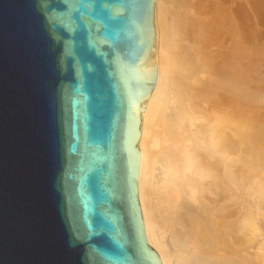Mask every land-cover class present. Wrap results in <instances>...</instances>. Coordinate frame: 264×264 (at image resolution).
<instances>
[{"label":"water","instance_id":"95a60500","mask_svg":"<svg viewBox=\"0 0 264 264\" xmlns=\"http://www.w3.org/2000/svg\"><path fill=\"white\" fill-rule=\"evenodd\" d=\"M153 0H0V264H158L136 193Z\"/></svg>","mask_w":264,"mask_h":264},{"label":"bare ground","instance_id":"6f19581e","mask_svg":"<svg viewBox=\"0 0 264 264\" xmlns=\"http://www.w3.org/2000/svg\"><path fill=\"white\" fill-rule=\"evenodd\" d=\"M210 1L212 17L208 0H153L134 144L142 229L158 264H264V93L234 62L247 41L232 34L258 2Z\"/></svg>","mask_w":264,"mask_h":264},{"label":"rangeland","instance_id":"374dc122","mask_svg":"<svg viewBox=\"0 0 264 264\" xmlns=\"http://www.w3.org/2000/svg\"><path fill=\"white\" fill-rule=\"evenodd\" d=\"M206 2H207V0H205ZM249 1V0H248ZM247 0L245 1V0H243V3L244 2H248ZM250 1H252V0H250ZM249 1V2H250ZM264 1V0H263ZM263 1H258V0H255L254 1V3H253V1H252V3H251V5H255L257 2V4L258 5H260V6H262L263 8H261V7H259L258 5H255V6H253V8H254V10H253V8H251V10H253V12H256V13H254L255 14V16H254V14H253V17H252V19H251V17H249L250 18V21L248 20L249 18H248V15H250V14H252V11L250 10V8L248 9V12L247 11H245L246 10V8H248V6H249V4H247L246 5V7H244L243 9H244V11H245V18L249 21V22H252V23H250V25L248 26L247 24L249 23L246 19H244V24L245 23H247L246 24V26L244 27V28H242V29H240V27H242V26H240V27H236V29H233V32H232V34H234V35H239V36H242L243 35V37L245 36V41H247V43H245L246 45H245V55H244V57H242V58H237V59H234V62L236 63V65H247L248 66V81H249V85H251V86H249L251 89H253V90H259V92L260 93H264V5H261V4H264V3H262ZM208 2L209 3H207L209 6H207V4L204 6V4L205 3H203V4H201V6L203 7V10H205V8L204 7H208V8H206L207 9V11H208V9H209V11L210 10H212V12L209 14V12L207 13V14H209V16L207 15V14H205L206 12L205 11H201L202 12V14L200 15L201 17L202 16H204L205 15V17L204 18H207V17H212L213 16V8H212V3H211V1L210 0H208ZM256 2V3H255ZM260 3V4H259ZM244 5H245V3H244ZM251 5L249 6V7H251ZM201 6H199V7H201ZM210 6H211V8H210ZM256 7V8H255ZM257 9V10H256ZM250 10V11H249ZM256 10V11H255ZM257 11H259V13L257 12ZM205 12V13H204ZM249 12H251V13H249ZM262 13V14H261ZM204 14V15H203ZM212 14V15H211ZM258 14H261L260 16L258 15ZM206 15H207V17H206ZM257 15L259 16V18L257 17ZM251 16V15H250ZM263 16V17H262ZM255 17H256V19H255ZM258 18V19H257ZM209 19V18H208ZM205 19H203V21H204ZM246 20V21H245ZM257 20V21H256ZM259 20V21H258ZM209 21H211V20H206V21H204V22H206L207 24H208V22ZM257 23H256V22ZM260 22H261V27H260ZM206 24V29H209V28H207L208 26L211 28L213 25L211 24V23H209V25H207ZM243 24V25H244ZM211 25V26H210ZM238 28V29H237ZM246 28V29H245ZM259 28V29H258ZM261 28V29H260ZM212 29H218V28H214V26L212 27ZM248 30V31H247ZM263 30V31H262ZM261 31V32H260ZM223 32H225V30L223 31ZM222 32V33H223ZM259 32V33H258ZM254 33H256V35H257V33H258V35L256 36V35H254ZM262 35V36H261ZM263 37L262 38V40H261V37ZM256 37V38H255ZM260 39V41H259V39ZM217 40H220V39H217ZM216 40V41H217ZM254 42V43H253ZM258 42V43H257ZM252 43V44H251ZM249 44V45H248ZM259 44V45H258ZM263 47V48H262ZM259 49V50H256V49ZM261 49V50H260ZM246 50H247V52H246ZM252 81V82H251ZM253 85V86H252ZM262 91V92H261ZM263 103V102H262Z\"/></svg>","mask_w":264,"mask_h":264}]
</instances>
